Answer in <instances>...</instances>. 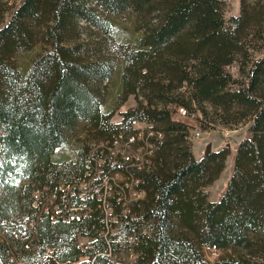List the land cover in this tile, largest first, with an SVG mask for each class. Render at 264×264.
Listing matches in <instances>:
<instances>
[{
  "label": "trees",
  "instance_id": "1",
  "mask_svg": "<svg viewBox=\"0 0 264 264\" xmlns=\"http://www.w3.org/2000/svg\"><path fill=\"white\" fill-rule=\"evenodd\" d=\"M240 1L227 13V0H0V264L12 253L29 264L86 255L81 264H264V0ZM124 14L134 38L119 32ZM119 61L120 94L108 106ZM129 95L136 105L111 122ZM171 106L204 131L246 125L219 198L207 187L229 145L197 157L193 125ZM138 132L153 143L145 162L113 163L116 137ZM118 172L106 210L97 194L80 196L82 182ZM131 176L144 195L125 210L118 197ZM46 196L77 216L52 220ZM205 248L224 254L209 262Z\"/></svg>",
  "mask_w": 264,
  "mask_h": 264
},
{
  "label": "rangeland",
  "instance_id": "2",
  "mask_svg": "<svg viewBox=\"0 0 264 264\" xmlns=\"http://www.w3.org/2000/svg\"><path fill=\"white\" fill-rule=\"evenodd\" d=\"M20 2V0H19ZM240 0H227V13H236L238 12L240 8ZM117 23H118V29L119 32H124L126 34L127 38H134L136 32L134 31L133 28V21H132V16L130 14H124L122 16H119L117 18ZM134 31V33H133ZM84 36H87V38H93V35L86 34L84 33ZM117 37V36H116ZM91 40V39H90ZM116 40L113 38L109 39V42H114ZM120 42V40H119ZM119 44V43H118ZM26 56L23 57H18L17 62L20 64L24 63L27 58ZM122 65L120 64V61L118 62V66L116 70L114 71L111 79L105 83L107 85L106 87V96H107V103L108 106H113L114 105V100L116 97H119V92L121 88V82H122ZM230 70L234 75H238V67L237 65H232L230 66ZM136 97L135 95H129L126 101H124L122 104H119L115 108V112L111 117V122L116 123L120 122L123 118L122 112L135 106L136 105ZM172 114L175 118L186 120L190 122L193 125V130H192V135H193V151L194 154L198 157L201 156L202 154L205 153L206 147L208 144L212 145V149H217L220 148L221 146H224L226 144L229 145V155L226 160V165L219 177L213 181L211 185L207 187L210 193V197L212 199H217L220 197V195L224 192L227 182L230 178V175L233 171L234 167V156H235V151L237 149V145L239 141L244 137L245 135V130H246V125H240L238 128L235 129H229L226 128L222 125H218L215 129L209 130V131H204L201 130L198 126L197 120H195L194 117L188 118V117H181L177 113V109L175 106H171ZM148 125L147 122L144 121H136L133 123L132 128H138V130H146V126ZM82 127V126H81ZM86 131V128H79L78 132L80 134H84ZM60 154H64L65 156H68L69 153L67 151H58ZM108 205V204H107ZM113 211V210H112ZM119 219L117 218V221ZM120 225V223H117ZM82 238V237H81ZM86 242L84 248L86 245L89 244L90 238L86 237ZM224 254L223 250H214L212 248H205L204 249V256L206 260L209 262H215L218 260L222 255ZM87 257L82 256L80 261L77 264H81L82 261L86 260ZM72 264V263H68Z\"/></svg>",
  "mask_w": 264,
  "mask_h": 264
},
{
  "label": "built area",
  "instance_id": "3",
  "mask_svg": "<svg viewBox=\"0 0 264 264\" xmlns=\"http://www.w3.org/2000/svg\"><path fill=\"white\" fill-rule=\"evenodd\" d=\"M177 113L181 117H188L191 118L192 116H189L186 112V109L183 106H179L177 108ZM138 130V128H136ZM146 129H149V126H146ZM140 141H145V143H140ZM139 142V144L137 143ZM153 146V143H151L146 137H142V132H138V135H130L128 139H122L120 136H117L113 145H111L109 148L112 150V153L114 154L115 157L111 159L113 163H121L123 164L124 161L126 162H132V165H135V163H138L139 165L145 162V159L149 153L152 152L151 147ZM104 163V160L99 162V166L97 169V177L101 178V173H102V168L100 165ZM120 179H122V176H119V172L114 174V178H105L101 183H94L92 180H88L86 182H82L80 184V193L82 198H86L88 194H97L98 197L102 200L103 205L106 210V204H112L111 201L109 200V196L113 193L115 184L118 182ZM125 185L128 187V193L127 195L121 197L119 196V199L126 200L124 201L125 205V210H127V203L128 201L136 200L137 198H140L144 195V192L139 189H137V178L134 176L129 177L126 180ZM38 199H43V194L38 193L37 194V200L35 201V204L37 205ZM44 203H43V208L46 211H51V219L56 220L57 217L62 216V215H68V216H73L76 215V212L73 210V206L69 201L66 204V211H62V206L59 202L55 200V198L51 196H46L44 198ZM62 213V214H61ZM107 215L109 217L114 216V209L113 211H106ZM41 216V213L38 214V217ZM77 216V215H76ZM37 224V219H32L29 220V222H26V225L33 229ZM26 232V229H25ZM89 238V237H88ZM86 237H82L79 239V245L84 248L83 245H85L86 242ZM50 250V248H49ZM86 259L89 257L86 255ZM81 259V258H80ZM77 264L78 261H72V262H67V261H58L53 264ZM8 264H29L27 262H23L22 260L19 259L16 253H12L10 256V262Z\"/></svg>",
  "mask_w": 264,
  "mask_h": 264
},
{
  "label": "water",
  "instance_id": "4",
  "mask_svg": "<svg viewBox=\"0 0 264 264\" xmlns=\"http://www.w3.org/2000/svg\"><path fill=\"white\" fill-rule=\"evenodd\" d=\"M211 151H212V145L211 144H208L207 147H206L205 153L208 154Z\"/></svg>",
  "mask_w": 264,
  "mask_h": 264
},
{
  "label": "bare ground",
  "instance_id": "5",
  "mask_svg": "<svg viewBox=\"0 0 264 264\" xmlns=\"http://www.w3.org/2000/svg\"><path fill=\"white\" fill-rule=\"evenodd\" d=\"M108 205H109V204H108ZM108 205L106 204L107 207H109Z\"/></svg>",
  "mask_w": 264,
  "mask_h": 264
}]
</instances>
